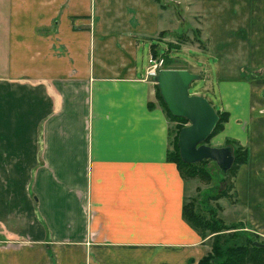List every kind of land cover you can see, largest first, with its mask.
I'll return each mask as SVG.
<instances>
[{"label":"crops","instance_id":"0c3cea01","mask_svg":"<svg viewBox=\"0 0 264 264\" xmlns=\"http://www.w3.org/2000/svg\"><path fill=\"white\" fill-rule=\"evenodd\" d=\"M161 1L0 0V264H197L210 251L182 217L187 183L145 79L177 34ZM185 1L217 63L219 136L248 152L229 223L264 239V78H245L264 69V0Z\"/></svg>","mask_w":264,"mask_h":264},{"label":"rangeland","instance_id":"374dc122","mask_svg":"<svg viewBox=\"0 0 264 264\" xmlns=\"http://www.w3.org/2000/svg\"><path fill=\"white\" fill-rule=\"evenodd\" d=\"M167 1L168 0H163V2L161 1V3L164 5L163 7L162 4L158 6L161 9H167L173 14H171L172 17L168 15V12H165L163 15H165V18L166 15H168L167 17H171L170 19L168 18L167 22H170L172 25L171 29H175L177 31V34L170 32L167 34L166 38H164L165 41H167L166 44L171 45V47H177L172 52H169L170 54L168 53V58L172 59L171 70L186 69L191 73L200 75L202 79H199L191 84L189 88V95H196L206 99L211 107L217 111L219 106L215 83V68L217 63L216 60L214 61L209 57V41L201 35V24L197 12L198 6L196 3L188 4L185 0H175L174 5L172 6L169 5ZM163 19H161V21H163ZM229 39H233V37ZM243 40L248 41V39L244 38ZM147 51L148 47L144 50L142 63L139 59V63H141V65L143 64L142 66H144L143 69L148 66ZM161 52H163V50H161ZM245 75V78L248 81L263 79L264 69L258 70L251 67L246 69ZM262 94L264 95V90L262 91ZM169 128L173 134L176 133L175 123H170ZM221 132L222 131L216 132L210 138V140L206 142V145L217 148L224 147L227 140H222V137L219 136ZM170 150H172L171 147L169 148V151ZM199 167L202 168L199 170L200 173H196L190 178L187 176L183 177L187 183V202L193 201L197 211L207 220H210L211 217L208 213V206L205 203L207 196L210 193H219L223 190H226L228 183L231 185L232 181L235 188L236 176L234 179L231 178V180L224 183L218 181L217 175L219 170L214 163L205 161V163ZM234 188L229 193V199L221 198L217 202H211V204L209 200V205H211L217 211L216 218L218 215V218L226 225H230L231 223L229 222L236 218V216L242 215L240 212H237L238 209L235 207ZM233 224L238 225L239 223L235 222ZM241 231L242 232L227 231L222 232L219 235H221L223 238H231L233 235L243 234L244 236L241 238L242 240L244 237H249L251 239L257 237L250 231L248 227L245 230L242 228ZM210 238L212 237L210 236ZM257 239L258 242L264 243L263 238L257 237ZM211 243L212 239H210V245Z\"/></svg>","mask_w":264,"mask_h":264},{"label":"trees","instance_id":"16d2710c","mask_svg":"<svg viewBox=\"0 0 264 264\" xmlns=\"http://www.w3.org/2000/svg\"><path fill=\"white\" fill-rule=\"evenodd\" d=\"M177 47H171V45H168V49L166 52L158 53L156 49L152 50V58L153 59H163L164 69H171L172 59L168 58L169 54L168 52L173 51ZM156 98L163 109L168 123H175L176 124V133L173 134L170 131L169 128V146L172 148V150L167 152V160L171 163H173L181 177H193L194 174L200 173L201 167L200 165L204 164L205 161L196 163V164H185L181 161L179 156V151L177 147V140H178V133L179 131L188 125L187 121L181 118L173 117L168 110L166 109L162 99L159 96L157 87H156ZM219 121L214 128L212 134L207 139V141L210 140V138L218 131H222L224 123L228 120V115L225 112L222 111H215ZM206 141V142H207ZM205 142V144H206ZM224 146H229L232 149L233 154V165L231 169L227 172L225 176H221L220 172L217 175V179L220 182H228L229 180L234 179L236 176V172L238 168L247 163L248 160V152L247 149L241 147L236 141L227 140ZM183 180H185L183 178ZM227 189L223 190L219 193H210L206 198V204L208 206V213L211 217L210 220H207L203 215H201L193 201L187 202V199L185 200V203L183 204L182 209V217L184 221L195 231L199 233V235L202 238L206 237H212V243L210 247V251L207 252V254L197 263V264H264V247L258 248L253 245V242H258L257 237H254L253 239L249 237H244L242 240L241 238L244 236L241 235H233L231 238H223L221 235H219L222 232H242V225L238 224H230L226 225L222 220L216 218L217 211L215 208H213L211 205H209L211 202H217L221 198L223 199H229L230 191L233 190V181L231 185L228 183ZM211 196V197H209ZM211 206V207H210ZM236 226V227H235ZM262 245L264 243L259 242Z\"/></svg>","mask_w":264,"mask_h":264},{"label":"water","instance_id":"95a60500","mask_svg":"<svg viewBox=\"0 0 264 264\" xmlns=\"http://www.w3.org/2000/svg\"><path fill=\"white\" fill-rule=\"evenodd\" d=\"M202 77L187 70L164 69L153 78L160 98L168 112L188 125L178 133L177 147L180 159L185 164L210 161L220 175L225 176L233 165L232 149L229 146L211 147L205 144L216 127L219 118L208 101L200 96L189 95L191 84ZM258 248L264 247L253 242Z\"/></svg>","mask_w":264,"mask_h":264},{"label":"built area","instance_id":"2783aa9c","mask_svg":"<svg viewBox=\"0 0 264 264\" xmlns=\"http://www.w3.org/2000/svg\"><path fill=\"white\" fill-rule=\"evenodd\" d=\"M163 65V59H151L150 65L145 72V79L152 81L153 78L157 75L158 71L164 70Z\"/></svg>","mask_w":264,"mask_h":264}]
</instances>
